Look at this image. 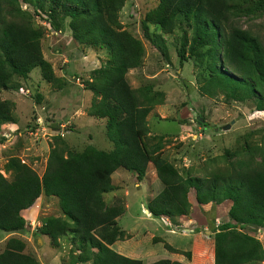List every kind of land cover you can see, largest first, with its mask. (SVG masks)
Wrapping results in <instances>:
<instances>
[{
  "label": "trees",
  "instance_id": "trees-1",
  "mask_svg": "<svg viewBox=\"0 0 264 264\" xmlns=\"http://www.w3.org/2000/svg\"><path fill=\"white\" fill-rule=\"evenodd\" d=\"M124 1L0 0V92L20 87L18 80L36 67L44 81H57L40 50L43 31L33 25L32 14L47 20L54 31L68 27L74 41L109 54L104 64L92 69L86 88L96 97L87 114L105 120L106 139L111 143L108 151L90 145L73 151L55 136L41 176L16 156L10 157L3 168L8 177L0 173V230L23 229L22 210L43 192L58 198L64 218H46L38 233L47 236L53 246L61 235L68 234L76 252L68 263L61 264H143L112 249L122 236L116 226L122 208L115 201L106 206L103 194L114 189L112 171L124 168L141 178L151 162L163 184L147 203L151 216H186L191 188L197 204L230 200L232 222L217 224L212 230L214 264L262 262V244L242 229L249 224L264 228V128L258 142L243 139L225 165L207 170L203 176H181L163 155L156 141L159 137L148 135L146 117L162 102V93L146 85L132 88L125 78L130 69L139 66L144 51L140 40L118 20ZM20 2L30 5L32 12L22 9ZM261 12L264 0H158L157 7L143 19L165 33L173 30L178 18L188 22L192 36L189 41L183 36L178 54L185 60L186 47L199 62L206 60L208 75L200 92L210 97L220 93L226 101L251 100L255 110L264 111V45L235 19L241 13ZM13 109L12 101L0 97V127L17 121ZM8 242L0 253V264H40L20 252L24 244L19 240ZM167 248L177 252L170 245ZM150 264L182 263L164 258Z\"/></svg>",
  "mask_w": 264,
  "mask_h": 264
},
{
  "label": "rangeland",
  "instance_id": "rangeland-1",
  "mask_svg": "<svg viewBox=\"0 0 264 264\" xmlns=\"http://www.w3.org/2000/svg\"><path fill=\"white\" fill-rule=\"evenodd\" d=\"M20 3L22 9L32 12L30 5ZM157 5L158 0H125L118 11L122 27L140 40L144 51L139 66L130 69L125 78L132 88L146 85L162 93L159 96L162 102L155 104L147 114L148 135L159 137L156 141L163 155L181 176H203L207 170L225 165L243 139L259 141L264 128V111L255 110L251 100L226 101L220 93L214 97L201 93L199 87L208 75L206 60L199 62L186 47L183 49L185 60H180L178 54L183 36L186 35L188 41L192 36L190 24L178 18L171 32H163L158 25L143 19L146 12ZM32 19L33 25L43 31L40 50L50 62L57 81H44L41 70L36 67L25 79L18 80L20 87L1 90V99L18 101L16 112L20 116L19 126L0 127V173L3 177H8L3 168L14 156L41 176L55 136L61 137L66 147L73 151H83L88 145L105 151L111 148L106 139L105 120L87 114L96 97L86 88L92 69L104 64L109 54L104 49L74 41L68 27L54 31L41 17L32 14ZM235 19L243 28L258 35L264 45V12L241 13ZM44 102L48 104L44 106ZM49 104L57 107L56 112L48 111ZM197 116L203 121L198 123ZM227 124L229 128L223 129ZM154 169L149 162L141 178L124 168L111 172L114 189L103 194V201L106 206L115 201L122 208L116 218L122 236L113 242L112 249L140 259L143 264L164 258L180 259L182 264H214L212 230L217 224L231 221L228 215L231 201L197 204L191 188L187 194L190 212L186 216L197 221H189L192 224L187 228L183 226L186 228L183 230L179 217H153L145 211L148 201L163 188ZM57 199L42 192L22 210L23 229L0 230V253L9 246L10 239L16 238L24 244L20 252L33 256L40 264L68 263L70 255L76 253L69 235H61L56 242L58 245L53 246L47 236L38 233L46 218H64ZM256 227L245 225L242 231L256 238L264 250V228L259 235ZM164 229L173 230V233H165ZM188 229L194 231L188 232ZM180 232L188 234L183 236ZM168 243L185 250L179 249L172 254L166 250ZM257 264H264V260Z\"/></svg>",
  "mask_w": 264,
  "mask_h": 264
},
{
  "label": "crops",
  "instance_id": "crops-1",
  "mask_svg": "<svg viewBox=\"0 0 264 264\" xmlns=\"http://www.w3.org/2000/svg\"><path fill=\"white\" fill-rule=\"evenodd\" d=\"M9 100H12L13 101V103H14V106H16L15 107V110H14V112H15V115H17V121L16 122H14V123H4V124H2V126H1V128H3V127H12L13 125H16V126H19V123H20V116L18 115V113L16 112V110H17V106H18V101H16L15 99H9ZM52 102V101H51ZM40 103V101L38 102V104ZM45 103L46 102H44L43 104H44V106H45ZM43 104H42V106H43ZM46 104H48V102L46 103ZM55 108H57L56 106H53L52 104H49V108H48V111H50V113L52 114V112H56V110H55ZM39 118V117H38ZM91 118V117H90ZM11 125V126H10ZM14 127V126H13ZM6 134V133H5ZM5 134H3V136L5 135ZM228 201H230V200H228ZM151 216V215H150ZM179 222L180 223H182V225H179V226H182V228L184 229V230H186V228H187V226L188 225H190V224H192V223H190L189 221H191V222H195V221H197L194 217H192V216H180L179 217ZM183 226H185V227H183ZM196 226V225H195ZM190 231H194L193 229H188V232H190ZM164 232L165 233H173V230H170V229H164ZM186 234H188V233H181L180 232V235H183V236H187ZM190 237V236H189ZM211 240V239H210ZM190 241H192V237H190ZM212 242V246H213V241H211ZM168 245H170L172 248L174 247L175 249H177V250H179V249H181V250H185V248H182V247H179V246H177V245H175L174 243L173 244H170V243H168ZM112 246V245H111ZM188 247H190V246H188ZM191 248V247H190ZM166 249V248H165ZM167 251H169L170 253H172V254H174V251L172 252V251H170L169 249H166ZM213 253H214V251H213ZM122 254H124V256L126 255L125 253H123L122 252ZM127 257H128V255H126ZM213 256H214V254H213ZM131 258V257H130ZM173 258V257H172ZM166 259H169V258H166ZM175 258H173V260H174ZM170 260H172V259H170ZM175 260H178V261H180V259H175ZM54 262L53 261H50L49 263H47V264H53Z\"/></svg>",
  "mask_w": 264,
  "mask_h": 264
},
{
  "label": "built area",
  "instance_id": "built-area-1",
  "mask_svg": "<svg viewBox=\"0 0 264 264\" xmlns=\"http://www.w3.org/2000/svg\"><path fill=\"white\" fill-rule=\"evenodd\" d=\"M46 23H47V25L50 27V23H49L47 20H46V21L44 20V24H46ZM24 92L27 93L28 90H26V91H24ZM165 223H166L167 225H171V223H169V222H166V221H165ZM183 230H184V229H183ZM255 231H256L257 234L261 235V234H262V231H263V228L260 227V226H257L256 229H255Z\"/></svg>",
  "mask_w": 264,
  "mask_h": 264
},
{
  "label": "water",
  "instance_id": "water-1",
  "mask_svg": "<svg viewBox=\"0 0 264 264\" xmlns=\"http://www.w3.org/2000/svg\"><path fill=\"white\" fill-rule=\"evenodd\" d=\"M197 119H198V123H200V122L203 121L202 117H200V116H197ZM229 126H230V125L227 124V125H225V126L223 127V129H227V128H229ZM145 211H147V213H150V211H148L147 209H146ZM37 240H39V239H37Z\"/></svg>",
  "mask_w": 264,
  "mask_h": 264
}]
</instances>
